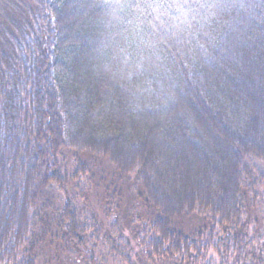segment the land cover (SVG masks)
<instances>
[{
	"label": "trees",
	"instance_id": "16d2710c",
	"mask_svg": "<svg viewBox=\"0 0 264 264\" xmlns=\"http://www.w3.org/2000/svg\"><path fill=\"white\" fill-rule=\"evenodd\" d=\"M0 264H264V0H0Z\"/></svg>",
	"mask_w": 264,
	"mask_h": 264
},
{
	"label": "rangeland",
	"instance_id": "374dc122",
	"mask_svg": "<svg viewBox=\"0 0 264 264\" xmlns=\"http://www.w3.org/2000/svg\"><path fill=\"white\" fill-rule=\"evenodd\" d=\"M89 165L90 182L83 187L84 203L89 213L92 211L99 221L104 220L105 226L109 224L111 231L118 225L119 232L121 230L128 236L132 229L130 221L143 225L153 214L156 215L145 204L142 190L133 178L119 176L104 160L92 161ZM198 223V220L184 219L177 228L189 229Z\"/></svg>",
	"mask_w": 264,
	"mask_h": 264
}]
</instances>
